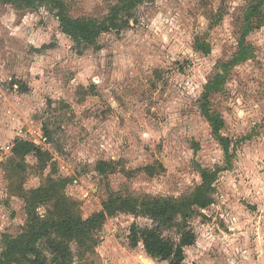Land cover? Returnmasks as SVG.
Returning a JSON list of instances; mask_svg holds the SVG:
<instances>
[{
  "label": "rangeland",
  "instance_id": "obj_1",
  "mask_svg": "<svg viewBox=\"0 0 264 264\" xmlns=\"http://www.w3.org/2000/svg\"><path fill=\"white\" fill-rule=\"evenodd\" d=\"M59 1L73 19L102 23L118 12L121 29L78 49L52 1L0 2V253L53 178L65 179L72 217L87 221L113 202V215L71 243L73 264L143 263L129 237L153 222L117 211L119 197L183 207L197 235L186 264H264V0ZM19 141L42 149L44 163L16 159ZM203 172L213 174L201 190L212 204L182 206ZM35 206L42 218L57 214L54 202ZM183 221L163 225L164 239L179 242Z\"/></svg>",
  "mask_w": 264,
  "mask_h": 264
},
{
  "label": "trees",
  "instance_id": "obj_2",
  "mask_svg": "<svg viewBox=\"0 0 264 264\" xmlns=\"http://www.w3.org/2000/svg\"><path fill=\"white\" fill-rule=\"evenodd\" d=\"M1 1L13 4L20 9H33L41 2L52 1L51 3L59 10V21L63 31L73 40L78 49H89L96 45L98 38L104 33L113 29H121L118 12L112 18L100 23L83 18H70L59 0ZM259 6V3L252 6L248 19H251V17L259 13ZM202 45L197 46V49L203 54H209L211 46L209 44ZM243 59L245 57L240 55L235 61L242 62ZM222 78V75L216 76V80ZM215 91L214 84L210 82L206 87L207 94L210 95V93ZM216 116L211 115L208 111L206 112V117L212 123L214 132L218 133L221 121ZM46 136L49 137L47 130ZM12 153L16 159H25L27 156L34 154L41 163H44V156H46V153L35 143L28 141L17 142ZM102 164L104 165L103 162ZM212 175L208 172H203V186L196 190L195 197L182 203V206L188 207V209H192L194 206L205 209L212 204V199L204 191L201 192V190L209 189ZM64 183L65 179L56 180L50 178L48 185L37 189L32 194L33 201L28 211V227L17 238H5V249L0 253V264H73L74 257L71 243L73 241H80L81 237H84L87 228L84 225L95 221H100L103 224L108 216L114 214L110 209L113 203L111 202V204H104V210L87 221L72 217L65 210L66 207H70L72 204L67 202L66 195L61 192L65 187ZM115 200L120 202L117 211H130L135 215L148 216L153 222V226L151 227L141 228L137 224L132 226L129 237L132 247H136L139 243H142L147 254L159 261H167L168 264H186L185 248L196 244L197 235L188 223H186V210L183 207H177L176 205L168 207L169 200L162 198H152L144 202H139L135 199H123L122 197ZM42 202H54L57 214H50V217L42 218L38 214L35 206ZM178 214L184 220L183 223H176L180 231L179 242L165 240L161 234V227L174 221V218ZM41 241H44V249L50 253V257L46 254V251L41 249Z\"/></svg>",
  "mask_w": 264,
  "mask_h": 264
},
{
  "label": "crops",
  "instance_id": "obj_3",
  "mask_svg": "<svg viewBox=\"0 0 264 264\" xmlns=\"http://www.w3.org/2000/svg\"><path fill=\"white\" fill-rule=\"evenodd\" d=\"M139 245L141 246L142 245V248L144 249V251H145V253H146V256H142V257H145V258H147V259H149L153 264H168L167 263V261H159V260H157V259H155V258H153V257H151V256H149L148 254H147V252H146V250H145V248H144V245L142 244V243H139ZM132 247V246H131ZM137 247V246H136ZM192 247V246H191ZM133 248V247H132ZM187 248H189V247H187ZM134 249V248H133ZM185 250H186V248H185ZM129 253V252H128ZM130 254V253H129ZM130 255H132V254H130ZM141 257V256H140ZM185 257H186V253H185ZM129 259H131V260H136L137 262H139L140 260L138 259V258H136L135 257V253L132 255V256H130L129 257ZM136 262V263H137ZM143 262V261H142ZM138 264V263H137ZM140 264H143V263H140Z\"/></svg>",
  "mask_w": 264,
  "mask_h": 264
},
{
  "label": "bare ground",
  "instance_id": "obj_4",
  "mask_svg": "<svg viewBox=\"0 0 264 264\" xmlns=\"http://www.w3.org/2000/svg\"><path fill=\"white\" fill-rule=\"evenodd\" d=\"M142 261H143L144 264H153V263H152L149 259H147V258H143Z\"/></svg>",
  "mask_w": 264,
  "mask_h": 264
}]
</instances>
